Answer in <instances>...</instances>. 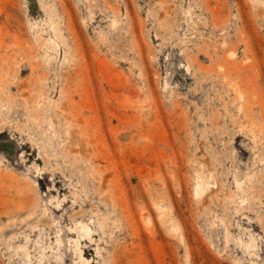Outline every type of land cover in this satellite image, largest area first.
Wrapping results in <instances>:
<instances>
[{
  "label": "rangeland",
  "instance_id": "1",
  "mask_svg": "<svg viewBox=\"0 0 264 264\" xmlns=\"http://www.w3.org/2000/svg\"><path fill=\"white\" fill-rule=\"evenodd\" d=\"M24 249L264 264V0H0V264Z\"/></svg>",
  "mask_w": 264,
  "mask_h": 264
},
{
  "label": "bare ground",
  "instance_id": "2",
  "mask_svg": "<svg viewBox=\"0 0 264 264\" xmlns=\"http://www.w3.org/2000/svg\"><path fill=\"white\" fill-rule=\"evenodd\" d=\"M104 1V0H103ZM90 4V3H89ZM107 7H109V6H107ZM111 7V6H110ZM112 8H116V7H112ZM100 10V9H99ZM99 10H98V13H99ZM108 10H110L109 8L106 10L107 11V13H108ZM101 11H102V9H101ZM105 11V12H106ZM115 11H116V9H115ZM114 11V12H115ZM94 12V11H93ZM104 12V11H103ZM109 12H111L112 13V11H109ZM97 13V12H96ZM101 14V13H100ZM114 14H116V13H114ZM91 16H92V14H91ZM93 17V16H92ZM96 17V16H95ZM202 181H203V178H202ZM196 191L197 192H201L202 191V188H201V184H198L197 186H196ZM84 226V228L86 229V230H90V227L89 226H87V225H83ZM58 243L59 244H61V239H59L58 238ZM74 250H75V252H76V254H77V257H78V259H79V261H82L83 259H84V255H83V252H82V248H81V246L80 245H78L77 243H76V245H75V247H74ZM24 252H25V258L27 259V264H29V261H31L32 260V255H30V253H29V251L28 250H26V249H24L23 250ZM44 257V254L42 253L41 254V260H42V258ZM40 260V261H41ZM40 264H41V262H40Z\"/></svg>",
  "mask_w": 264,
  "mask_h": 264
}]
</instances>
